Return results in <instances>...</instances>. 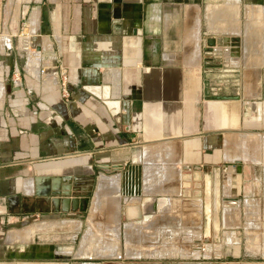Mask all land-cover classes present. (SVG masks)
Segmentation results:
<instances>
[{"label": "crops", "instance_id": "obj_1", "mask_svg": "<svg viewBox=\"0 0 264 264\" xmlns=\"http://www.w3.org/2000/svg\"><path fill=\"white\" fill-rule=\"evenodd\" d=\"M122 177L138 206L188 178L264 198V0H0V264H81L30 220L73 229Z\"/></svg>", "mask_w": 264, "mask_h": 264}, {"label": "rangeland", "instance_id": "obj_2", "mask_svg": "<svg viewBox=\"0 0 264 264\" xmlns=\"http://www.w3.org/2000/svg\"><path fill=\"white\" fill-rule=\"evenodd\" d=\"M32 54L29 59L38 52ZM185 180L166 188L170 202L146 221L140 213L132 218L123 212L133 199L123 192L122 177L119 195L103 193L97 203L96 191L94 203L91 196L73 229L65 226L66 230L47 234L44 230L60 220L30 222L44 223L38 235L71 261H86L83 264H264V198L235 203L225 197L226 188L220 187L218 195L212 196L205 183L196 186ZM173 183L177 182L168 184ZM107 216L113 221L108 222Z\"/></svg>", "mask_w": 264, "mask_h": 264}, {"label": "water", "instance_id": "obj_3", "mask_svg": "<svg viewBox=\"0 0 264 264\" xmlns=\"http://www.w3.org/2000/svg\"><path fill=\"white\" fill-rule=\"evenodd\" d=\"M228 96H238V95H216V97L223 98ZM37 179V178H36ZM89 190H92L90 188ZM38 195L42 197H50V201L54 204L53 210L54 211H67L71 210H78L79 207L85 208L88 203V197L82 196L80 197V192L78 189L70 191H62L57 189L49 190L48 188L45 191L40 193L37 192ZM167 196L165 195H155L146 197V199H142L140 202V212L142 216H150L156 212H158L166 202Z\"/></svg>", "mask_w": 264, "mask_h": 264}, {"label": "built area", "instance_id": "obj_4", "mask_svg": "<svg viewBox=\"0 0 264 264\" xmlns=\"http://www.w3.org/2000/svg\"><path fill=\"white\" fill-rule=\"evenodd\" d=\"M12 77L15 81L20 80V73L18 69L13 71ZM69 82H70L69 74L67 73L66 70L61 69L58 73V84L64 96H69V93H70L69 88H68Z\"/></svg>", "mask_w": 264, "mask_h": 264}, {"label": "bare ground", "instance_id": "obj_5", "mask_svg": "<svg viewBox=\"0 0 264 264\" xmlns=\"http://www.w3.org/2000/svg\"><path fill=\"white\" fill-rule=\"evenodd\" d=\"M109 102V101H108ZM117 101H115V103H116ZM109 103H113V102H109ZM145 199V198H144ZM168 202H170V200H169V198L167 197V199H166V202H165V206H163V208L164 207H166L167 205V203ZM162 209V208H161ZM123 212L128 216V217H137L138 215H139V213H140V206H138L137 204H135V203H127L125 206H124V210H123ZM157 213V212H156ZM155 214V213H154ZM149 218V216H143L142 217V220H147Z\"/></svg>", "mask_w": 264, "mask_h": 264}, {"label": "flooded vegetation", "instance_id": "obj_6", "mask_svg": "<svg viewBox=\"0 0 264 264\" xmlns=\"http://www.w3.org/2000/svg\"><path fill=\"white\" fill-rule=\"evenodd\" d=\"M82 262H86V261H82Z\"/></svg>", "mask_w": 264, "mask_h": 264}]
</instances>
